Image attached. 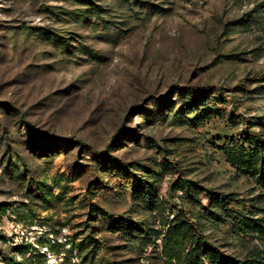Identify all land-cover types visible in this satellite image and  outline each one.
<instances>
[{"label":"rangeland","instance_id":"1","mask_svg":"<svg viewBox=\"0 0 264 264\" xmlns=\"http://www.w3.org/2000/svg\"><path fill=\"white\" fill-rule=\"evenodd\" d=\"M255 138L264 0H0V264H189L185 221L264 251Z\"/></svg>","mask_w":264,"mask_h":264},{"label":"trees","instance_id":"2","mask_svg":"<svg viewBox=\"0 0 264 264\" xmlns=\"http://www.w3.org/2000/svg\"><path fill=\"white\" fill-rule=\"evenodd\" d=\"M180 105L184 106L182 99ZM255 140L256 145L252 149H242L234 156L229 153V159L234 167L253 175L256 183L264 189V140L259 138H255ZM253 216L254 214L250 217L240 215L236 218V227L240 229L241 234L248 238L264 240V218L254 219ZM176 230L177 232H175ZM175 231L173 230L168 236L171 238L175 234V238L178 237L180 243L188 242L194 238V249H191L187 255L189 264H264V251L253 253L242 260L232 258L211 246L197 228L187 221L183 227H176ZM195 232L198 234H194ZM194 252L195 256L193 255V257L192 253Z\"/></svg>","mask_w":264,"mask_h":264}]
</instances>
